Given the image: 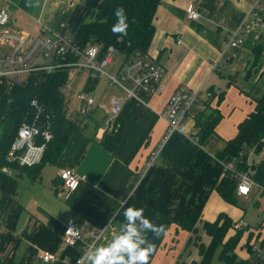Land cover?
I'll return each mask as SVG.
<instances>
[{"label": "crops", "instance_id": "0c3cea01", "mask_svg": "<svg viewBox=\"0 0 264 264\" xmlns=\"http://www.w3.org/2000/svg\"><path fill=\"white\" fill-rule=\"evenodd\" d=\"M102 1L0 0V9L10 14L7 30L54 37L75 31L85 11L97 9ZM252 6L253 0H160L147 50L164 66L160 90L146 105L128 101L120 127L116 123L107 129L102 123L111 98L118 97L108 95V82L92 80L85 71L76 75L75 91L89 92L94 105L55 162L43 166L36 179L28 173L18 177L17 193L1 221V264H76L85 240L98 235L95 244H107L119 231L122 223L115 216L129 199L131 206L143 207L147 218L167 230L159 238L148 233L157 248L149 264L197 260V249L189 251L182 225L189 210L200 212L201 229L204 221H214L220 213L229 216L233 225L226 238L240 232L234 253L237 260L249 259L253 242L264 240V145L252 151L248 194L235 192L251 202L255 220L249 222L245 210L224 201L211 187L223 171L216 154L236 135L238 124L264 92V9ZM190 8L197 9V19L187 18ZM254 17L259 24H251ZM241 26L242 42L233 58L218 61L212 69L225 36ZM11 87L8 78L0 77V127ZM178 88L197 96L177 128L166 135L161 114ZM216 113L220 118L213 133L198 144L196 118ZM157 149V159L147 165ZM64 168H72L79 178L73 190L62 186L59 173ZM69 222L83 239L72 245L63 239ZM43 252L54 254L56 260L43 262Z\"/></svg>", "mask_w": 264, "mask_h": 264}, {"label": "trees", "instance_id": "16d2710c", "mask_svg": "<svg viewBox=\"0 0 264 264\" xmlns=\"http://www.w3.org/2000/svg\"><path fill=\"white\" fill-rule=\"evenodd\" d=\"M160 0H103L97 9L88 8L82 21L73 34V41L81 48L87 44H96L101 50V55L107 47L113 46L124 53L135 51L147 52L151 43L155 12ZM123 7L127 15L128 35L118 37L111 31L116 23L115 10ZM259 48L255 50V58ZM67 79L66 70L54 72L36 71L27 76L21 84L13 83L9 91V102L2 117L0 127V244L3 240L1 228L2 218L13 201L18 190V177L23 173L31 175L32 179L40 176L43 166L57 160L65 148L72 132L81 126L82 119L76 112L68 110L67 102L60 93V88ZM36 100L43 111L38 119L50 123L52 137L46 145L41 160L32 166H19L15 162L7 161L6 155L17 134L20 124L33 118L35 112L32 101ZM129 102L124 104L115 124L124 122V114ZM121 114V115H120ZM123 116V117H122ZM220 114L208 116L202 120L197 117L195 126L198 128L197 143L201 144L209 134L213 133L215 124ZM264 145V92L255 99L254 110L237 126L236 135L226 143L224 149L216 154V158L223 165L232 162L236 170L247 169L246 154L248 151L258 152ZM7 166L13 172L7 173L2 169ZM211 190L230 203H236V180L230 176L229 171L223 170L213 183ZM131 206L130 199L117 211L115 219L123 223V211ZM200 212L189 210L182 225L188 231L195 227ZM233 221L224 213L218 214L214 221H204L202 229L210 238L208 245L198 244L197 254L200 260L191 261L189 264H211L215 256L219 261L227 264H245L247 260H237L234 249L240 238V232L226 238L227 232L232 228ZM220 248V249H219ZM218 249V251H216ZM230 252L231 257L223 255ZM1 264V263H0Z\"/></svg>", "mask_w": 264, "mask_h": 264}, {"label": "built area", "instance_id": "2783aa9c", "mask_svg": "<svg viewBox=\"0 0 264 264\" xmlns=\"http://www.w3.org/2000/svg\"><path fill=\"white\" fill-rule=\"evenodd\" d=\"M252 9H264V0H253ZM253 15L256 13L253 12ZM186 16L189 19H197L199 13L196 8H190ZM9 17L10 14L7 9L1 8L0 25H5ZM251 24H259V22L254 17ZM242 30L243 27L241 26L225 36L218 60L211 65L212 69H216L218 61H228L233 58L235 51L242 42L238 35V32ZM107 67H110V71L106 69ZM59 70H66L67 72V79L61 86L60 93L67 102L68 110L76 112L82 120L90 113L94 101L89 92L75 91L74 99L77 103V109L69 107L71 94L68 91L71 92L74 89V79L79 72H87L92 80L103 77L124 93V98H111L108 114L102 119L105 128L114 129L116 119L126 102L133 101L146 105L147 98L159 92V79L164 72V66L153 61L147 52L124 53L113 46L107 47L101 55L98 45L87 44L81 48L69 35L51 37L38 34L30 36L19 31H0V77L8 78L12 84H21L32 72L44 71L49 73ZM196 96L197 93L183 88H178L170 96L161 114L167 125L166 135L177 128ZM31 105L35 114L32 119L25 120L20 124L6 155L7 161L15 162L19 166L37 164L52 137L50 123L47 120L41 122L38 119L43 111L42 107L36 100L32 101ZM158 154L159 150L157 149L150 156L147 165L154 163ZM251 157L252 151H248L246 154L247 169L243 172L236 170L232 162L223 165V170L229 171L230 176L235 178L238 195H247L252 184L249 173ZM2 170L11 173L5 168ZM59 178L63 188L67 191L75 189L78 185L79 178L72 168L62 169ZM238 226L239 224L235 225V227ZM70 227L78 235L68 232ZM63 239L69 245L78 240H83L79 230L72 222L65 226ZM97 239L98 235H94L91 239L85 240V250L80 258L90 245L96 243ZM40 258L45 263L56 260V256L49 252L41 253ZM245 264H264V240L253 242L250 257Z\"/></svg>", "mask_w": 264, "mask_h": 264}, {"label": "clouds", "instance_id": "9594fccd", "mask_svg": "<svg viewBox=\"0 0 264 264\" xmlns=\"http://www.w3.org/2000/svg\"><path fill=\"white\" fill-rule=\"evenodd\" d=\"M116 23L111 31L118 37L128 35V18L123 7L115 10ZM124 221L119 231L112 234L107 244H92L77 264H149L150 257L157 248L149 237L152 233L155 237L167 235L163 224H154L145 216L143 207L129 206L123 211ZM68 232L75 233L73 228Z\"/></svg>", "mask_w": 264, "mask_h": 264}, {"label": "rangeland", "instance_id": "374dc122", "mask_svg": "<svg viewBox=\"0 0 264 264\" xmlns=\"http://www.w3.org/2000/svg\"><path fill=\"white\" fill-rule=\"evenodd\" d=\"M9 25H4V26H0V31H5L7 29H11L9 28ZM74 34V31H72L71 33H69L68 35L72 38ZM107 70L110 71V67L106 68ZM105 78H100V80L104 81ZM106 80V79H105ZM107 81V80H106ZM105 82V81H104ZM108 82V81H107ZM108 89L106 90L108 95H116L118 97L124 96V93L116 86V85H110V83L108 82ZM71 94V100L69 103V107L71 109H77V103L74 99V94H75V90L72 89L71 92L68 91ZM3 168H5L7 171L11 172V174L13 173L11 171L10 168H8L7 166H4ZM233 206H238L241 209L246 211V215L245 218L249 220V222H252L253 220H255L256 218V209L254 207H252L251 202L247 201V200H243L239 197H236V203L232 204ZM246 225V222L245 224ZM191 232V233H189ZM188 230L186 231V237H185V243L187 245V247H189V251L191 250L190 247L194 248L195 251L197 249L196 245L198 244H203V245H208L210 238L206 237V234L204 233V231L201 229V224H195V227H193V229H191V231ZM220 249V248H219ZM218 251V249L216 250ZM225 255L230 258L231 253L230 252H225V254L223 255V258H225ZM200 258L198 257L197 260L194 261H199ZM211 264H227L224 263L223 261H219L217 257H213L211 260Z\"/></svg>", "mask_w": 264, "mask_h": 264}]
</instances>
